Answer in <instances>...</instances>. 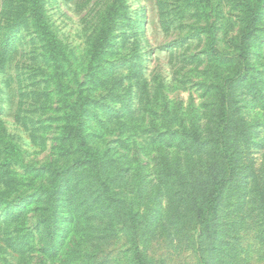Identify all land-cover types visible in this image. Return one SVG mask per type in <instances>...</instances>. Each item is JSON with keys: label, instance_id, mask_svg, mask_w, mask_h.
I'll use <instances>...</instances> for the list:
<instances>
[{"label": "rangeland", "instance_id": "obj_1", "mask_svg": "<svg viewBox=\"0 0 264 264\" xmlns=\"http://www.w3.org/2000/svg\"><path fill=\"white\" fill-rule=\"evenodd\" d=\"M258 1L0 0V264H264Z\"/></svg>", "mask_w": 264, "mask_h": 264}, {"label": "trees", "instance_id": "obj_2", "mask_svg": "<svg viewBox=\"0 0 264 264\" xmlns=\"http://www.w3.org/2000/svg\"><path fill=\"white\" fill-rule=\"evenodd\" d=\"M261 2V3H260ZM263 0H259L257 3V9L253 13V19L256 18V15L260 11V5L262 4ZM27 9H28V15L31 17L33 24L35 28L41 33L43 37H45L49 42H53L54 38L53 35L50 33L48 26L46 25L43 17V12L40 5V0H27ZM111 21H109L108 24H110ZM246 27V26H245ZM109 28V26H107ZM247 33L244 35H248L250 32L251 27H246ZM248 37V36H247ZM246 39V38H245ZM211 51L216 54L220 55V51L215 46H210ZM78 115L77 121L75 124L68 125L67 131L65 133V140L66 141H72L74 143V150L76 153L81 155V157L87 162L88 164L98 165L101 162V156L100 154L90 148V146L86 143L85 136L82 132V121L81 118ZM224 119H226V114L223 115ZM225 127H220L218 130V138L216 139L217 142V151L220 153L222 159H224V163L226 164V169L228 171V174L230 175L232 172V166L230 164L231 157L228 155V146L226 139H221L223 136V131ZM64 140V141H65ZM66 167H64L65 169ZM59 169H63V167H60ZM57 173H60L59 170ZM228 180L227 177H221L219 179L214 177V181L212 182V192L208 195L207 200L204 204L203 209L198 210L197 212V219L199 226L203 227L204 229H208L212 223L216 220V214H217V206L216 202L218 199L219 194L223 190V187ZM52 195V193H51ZM54 196V195H52ZM51 234V233H50ZM139 254V253H138ZM140 255V254H139ZM141 263L139 264H147L143 259H139ZM40 264V263H39Z\"/></svg>", "mask_w": 264, "mask_h": 264}]
</instances>
